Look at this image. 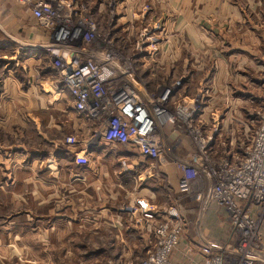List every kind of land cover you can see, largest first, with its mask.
Returning <instances> with one entry per match:
<instances>
[{
	"label": "crops",
	"instance_id": "0c3cea01",
	"mask_svg": "<svg viewBox=\"0 0 264 264\" xmlns=\"http://www.w3.org/2000/svg\"><path fill=\"white\" fill-rule=\"evenodd\" d=\"M81 1L90 8L97 32L102 30L100 23L109 22L106 16L110 11L112 39L122 35L125 40L126 31L149 24L151 33L145 39L157 38L159 51L151 62L154 50L145 47L148 51L142 49L137 54L135 65L136 71L143 70L142 78L151 90L181 70L187 72L184 89L197 88L193 100L207 104L261 101L260 89L254 88L264 86V0ZM145 5L149 6L146 12ZM60 54L49 33L28 10L15 0H0V264H18L23 252L38 243L36 232H43L41 244L47 246V231L67 230L70 225L90 226L94 238L100 231L115 229L123 217L116 215L117 200L133 206L127 191L133 185L134 190L139 188L137 196L154 207L168 204L172 196L177 202L182 199L177 207L186 230L171 264H201L203 235L213 251L233 252L235 236L229 234L222 209L209 199V187L197 198L177 192L179 172L174 161L178 156L188 160L191 155L187 153L192 150L189 143L181 139L175 145L171 128H165V147L174 146L176 152L162 155L160 167L170 194L164 192L162 181L159 186L156 181L147 183L144 163L137 154L130 156L127 147L121 145L90 143L93 127L73 109L71 96L56 82L58 70L53 60ZM155 71L165 74L154 80ZM47 83L54 87L50 96ZM225 86L235 88L227 92ZM201 120L207 124L204 116ZM68 134L83 140L75 164L67 149L58 145ZM47 162L53 169L66 172L58 176L60 183L65 178L70 186L76 183L78 191L82 188L76 196V208L72 203L60 218L47 209L51 208L47 197L52 198L53 181L47 175ZM78 171L85 173L83 180L71 182L74 176L68 178L67 172ZM137 173L138 182L133 179ZM82 214L87 218L80 217ZM25 215L31 217L26 219ZM261 233L264 242V220ZM32 253L31 263L47 264V255Z\"/></svg>",
	"mask_w": 264,
	"mask_h": 264
},
{
	"label": "built area",
	"instance_id": "2783aa9c",
	"mask_svg": "<svg viewBox=\"0 0 264 264\" xmlns=\"http://www.w3.org/2000/svg\"><path fill=\"white\" fill-rule=\"evenodd\" d=\"M49 33L53 45L61 51L54 58L57 83L71 96L73 109L93 127L90 143L121 145L134 149L140 157L163 164L162 132L167 126L181 132L193 144L196 153L188 160L174 161L179 172L177 192L197 198L198 184L212 182L209 199L224 212L230 234L235 236L230 253L213 251L210 241L202 239L201 264H264L261 226L264 220V113L241 155L224 153L218 163L210 160L212 135H206L196 120L201 106L196 100H179V82L163 88L156 96H147L144 86L135 89L128 63L110 50L112 42L97 32L82 14H73L59 0H15ZM216 129H214V132ZM89 143V145H90ZM74 145L75 140L66 139ZM201 176V178H200ZM153 229L154 247L141 264H171L186 222L177 205L160 214L143 213Z\"/></svg>",
	"mask_w": 264,
	"mask_h": 264
},
{
	"label": "rangeland",
	"instance_id": "374dc122",
	"mask_svg": "<svg viewBox=\"0 0 264 264\" xmlns=\"http://www.w3.org/2000/svg\"><path fill=\"white\" fill-rule=\"evenodd\" d=\"M59 1H62L65 7L67 6L68 8H76V10L73 11V14H82L83 18H88L93 23L94 17H91L92 13L90 8L88 6L87 8L81 0ZM106 3H108V1H106ZM143 10L145 12L148 11L149 6H143ZM109 12L110 11H108L107 13L106 11V17L108 18L107 20H109V22L100 23L102 30L100 32L98 31V33L101 35V37H104L112 42L110 50L121 60L122 64L126 62L128 63L129 61V65L131 68L129 75L132 76L131 78H129V81L132 87L135 89H141L142 86H144L143 88L147 96H156L162 91L163 88H167L169 85L179 82L177 91L178 96H180L179 100H185L186 103H189L188 101L192 100L193 98L191 97H194L195 95L193 90H196L197 88L188 87L186 90L184 89L183 79L186 76V71L180 70L178 72H175L174 76L171 75L169 78L164 76L165 80H167V78L168 80L166 82H163V85L158 84L159 87L155 86V84V87H153L154 90H151L150 87L147 86L146 81L143 80V70L136 71L135 60L137 59V54H139L142 49L148 51V48L146 49L145 47L149 46L152 50H154V52H152L153 54H151V62H155L156 52L159 51L157 46V38L153 37L152 41L149 42H147L145 39L147 38L148 33H151L149 31V24L139 25L136 30L132 28L131 32L126 31V33H124V37H126L125 40L123 39L122 35H120L121 37L119 38L113 37L112 39L108 30L109 24L112 20L110 16L111 13L109 14ZM112 14H114V12ZM145 41L147 42V44L145 43ZM122 42H126L127 44L125 43V45H123ZM142 42L144 43V46L141 45ZM123 46L126 48L125 50H123ZM154 74V80H156L162 77L165 73L163 71H155ZM51 84L47 83V96H50V93L54 89L53 85ZM234 88L235 87L225 86L224 90L226 89L227 92H231ZM254 89H260L261 101L242 99L243 101L238 103H231L227 101L222 103L213 102V104H207L205 101L203 102L197 99V102L201 106V112L196 120V123L201 127L202 131L207 136L213 134L212 148L208 153L212 162L218 163L219 159H221L226 152H230V157H234L236 155L240 156L242 153V144L244 143L245 145H248L250 143L254 132L259 126L261 116L264 113V86L260 85L259 88ZM204 93L207 96L206 91ZM50 98H52V96ZM201 116L205 117V121L207 122V124L203 123V121L201 120ZM170 128L172 130V134L174 135V140H176L175 145H179L181 139L186 140L189 143V146L192 147L191 152H188L187 154L194 155L196 153V150L190 140L186 137V135L181 132L179 133L175 131L172 127ZM214 129H216L215 132ZM68 138L74 139L75 144H66V139ZM82 142L83 140L76 138V136L74 135L68 134L66 138H63L60 142H58V145L67 149L66 152L71 155L70 158H72V161L75 164V162L78 160V157L80 158L78 150L80 149L79 147ZM161 143V152L164 157L166 155H169V153H176L174 146L171 147L167 144V147H165L166 143L162 138ZM125 149L131 152L129 154L130 156L133 157L134 154H137L139 156V154L134 149ZM48 153H50V151L47 149V155ZM178 157V160H184L180 156ZM139 158L145 166L142 168V171L144 172L143 176L145 177L144 180L148 179L146 181L147 183L156 181L158 186V182L162 181L164 192L170 194L169 191L166 190L167 186L165 180L160 173V167L162 164L160 165L159 162L143 159L140 156ZM60 174L63 175L66 174V172L64 170L63 172H61V170L58 168L53 169L47 162V175L53 179L51 189L52 198L50 199V197H47V205L51 208L47 209H52L53 215L59 218L64 215L62 213L66 209H71L72 203H74L73 208H76V196L79 197V193L82 190V188H79V191L78 189H75L74 186L76 183H74L72 186L68 185L65 178H62V181L60 183V179H58V176ZM84 174L81 171L72 173L67 172V177L71 178L72 176H74L71 182L77 179L81 181L83 180L82 176ZM133 177V179L138 182V173L133 175ZM210 184H212V182L206 181L203 184L201 183L195 186V189L200 193L202 189L206 187H209L210 189ZM89 188L91 189V187ZM83 189L85 191L87 190L86 188ZM134 189V185L131 190L127 189V191H129L128 198H131V196L133 197V206H130L129 203L124 205L122 199L117 200L116 206L117 210L119 211H117L116 215L123 217H120V226H116L115 229L100 231V236H96L94 238L93 231L90 226L85 227L81 225H70L67 230L55 232L47 231V243H45L47 244V246H43L41 244L43 242L41 233L43 232H36L35 236L38 243L35 244L34 242L33 246L30 248L39 257L47 255V264H141L148 252H151L154 247L153 229L157 224V222H155L156 219L153 222L145 221L146 219L142 217V212L160 214L163 209L169 206L178 205V202L180 203L182 199L179 197V200L177 202V199H173V196L171 195V202H168V204H164L162 206L154 207L148 201L142 198L140 199V197L137 196L139 188H137V190ZM134 214H137L138 217H135ZM34 216L35 215H33V217ZM30 217L31 215H25L26 219ZM80 217H83L85 219L87 218V215L82 214ZM201 239H206V236L203 235ZM38 244H41L42 246H39ZM31 249L23 252L18 264H37L36 261H32L31 263V256L33 255Z\"/></svg>",
	"mask_w": 264,
	"mask_h": 264
}]
</instances>
